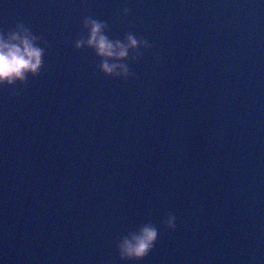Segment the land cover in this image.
Instances as JSON below:
<instances>
[{
	"label": "water",
	"instance_id": "1",
	"mask_svg": "<svg viewBox=\"0 0 264 264\" xmlns=\"http://www.w3.org/2000/svg\"><path fill=\"white\" fill-rule=\"evenodd\" d=\"M85 17L146 42L127 76ZM17 23L43 56L0 86V264H264V0H0Z\"/></svg>",
	"mask_w": 264,
	"mask_h": 264
},
{
	"label": "clouds",
	"instance_id": "2",
	"mask_svg": "<svg viewBox=\"0 0 264 264\" xmlns=\"http://www.w3.org/2000/svg\"><path fill=\"white\" fill-rule=\"evenodd\" d=\"M126 15L128 9H123ZM85 36L74 41V47L84 46L95 50L97 56L101 57L100 70L105 75L127 76L128 66L119 61L126 57L128 50L136 49L138 45L146 42L138 40L134 35L128 34L125 41L110 40L105 35L106 25L89 17L82 20ZM36 36L32 35L23 23H17L15 30L7 34L0 33V86L12 84L19 80L23 82L27 73L36 75L42 64L43 49L37 47L34 41ZM112 60L113 62H109ZM168 228L175 227V216L169 214L165 220ZM157 238V229L151 224L142 226L137 232L121 238L117 244L120 257L129 261L141 260L152 248Z\"/></svg>",
	"mask_w": 264,
	"mask_h": 264
}]
</instances>
